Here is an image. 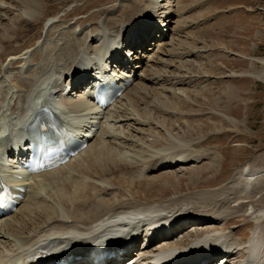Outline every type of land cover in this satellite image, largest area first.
I'll return each mask as SVG.
<instances>
[{
	"label": "rangeland",
	"instance_id": "1",
	"mask_svg": "<svg viewBox=\"0 0 264 264\" xmlns=\"http://www.w3.org/2000/svg\"><path fill=\"white\" fill-rule=\"evenodd\" d=\"M128 2L130 0H47L45 6L49 15L40 29L41 37L30 47L23 49L25 52L19 53V57L23 59L18 66L11 67L9 58L0 64L4 71L0 77V94L4 90L9 92L6 100L0 99V106H3L0 109V123L10 122L16 116H11L7 108L14 102L11 96L18 93L11 82L12 75L22 72L29 80L34 75L26 72V69L33 72L41 65L39 60L32 61L31 54L35 50L39 51L41 59L43 48L57 43L60 34L66 31L83 33L108 14L123 16L126 8L124 10L122 6ZM5 3L8 4L5 6L0 3V32L8 26L5 33L10 37L11 43L5 48L9 49L11 45L16 46L13 31L18 29V19H22L24 13L20 7L11 5L10 1ZM143 10L145 17L155 22L154 29L159 32L161 28L159 35H163L154 38V34L141 49V44L136 45L138 53L130 58L135 57L132 67L140 76L126 93L128 96L117 104L114 114L117 116L128 110L130 116L126 120L117 121L110 136L104 135L106 138L103 139H115L112 143L122 154L138 156L143 161L152 160V156L176 155L183 151L185 156L193 158L190 164L149 173L150 179L134 183L130 189L127 188L114 198L119 200L120 196L125 200L132 199L129 193L131 190L138 203L166 204L170 199L188 194H195L196 199H202L210 189L233 182L236 172L242 167L262 171L264 0H151V3L147 0L143 4ZM156 10L160 12L154 15ZM66 15H70L67 22L63 21ZM91 16H94V21H88L82 27L75 24L77 19L84 20ZM143 21L139 20L138 24H143ZM146 28L144 26L137 29L134 36L138 37ZM52 29L55 35L48 37L47 33ZM34 33L29 34L30 38L34 37ZM26 37L28 35L24 32L20 38ZM116 43L120 44V41L117 40ZM100 45L98 43L93 47L98 50ZM120 46L124 57L129 48ZM136 65L138 66L135 67ZM58 66L61 68V65ZM70 80L67 78L66 83L71 85ZM72 94L75 100L83 97L82 89L74 90ZM144 94L146 97L139 105V111L143 114L140 118L131 106V101L134 96ZM113 119L109 115L108 120L115 123ZM102 132L104 131L99 136ZM111 134H114V139ZM1 135L2 131L0 137ZM98 140L96 139V144ZM159 178L163 181L157 182ZM198 185H201L200 189L197 188ZM29 187L33 193L40 192L36 181H31ZM143 187H147L148 191ZM164 188H170V192L163 193ZM256 195L261 203L259 206H263L264 195L255 193L254 196ZM207 197L209 196L203 197L205 204L210 200ZM230 207L236 209V204H231ZM18 218L17 215L15 220ZM258 222L252 216L244 220L236 218L233 223L238 224V228L232 227L229 232H239L236 239L241 242L244 236L249 240L253 233L250 224L256 226ZM189 230L188 234L179 235V238L170 242L189 243L193 239V236L192 239L188 237L190 233L195 234L204 229L192 226ZM262 230L264 231V225ZM3 251L0 248V252Z\"/></svg>",
	"mask_w": 264,
	"mask_h": 264
},
{
	"label": "bare ground",
	"instance_id": "2",
	"mask_svg": "<svg viewBox=\"0 0 264 264\" xmlns=\"http://www.w3.org/2000/svg\"><path fill=\"white\" fill-rule=\"evenodd\" d=\"M5 1H10L11 5L20 7L24 13L22 19L17 18L19 26L16 31H13V42L16 46L11 45V48H5L11 43L10 37L5 33L8 26L2 29L3 32H0V64L9 58L11 59L9 65L11 64V67H14L21 64L23 59L19 57V53L24 51L23 49L30 47L36 39L41 37L40 29L49 14L45 6L47 0H0V3L6 6L8 3H5ZM146 1L130 0L127 4L121 5L122 9L126 8V14L119 17L108 14L106 18L101 20L100 17L98 19L100 21L96 25H92L91 29L83 33L78 34L75 31H66L60 34L57 43L46 45L43 48L41 59L39 51L35 50L31 54L32 61L37 62L39 60L41 65L33 72L30 69H26V72L34 76H31L28 80L22 72L12 75L11 82L14 88L18 90V93H15V99V94L11 96L14 102L13 104L10 103L7 108L11 116L17 115V117L10 121L20 120L24 122L26 128L32 127L39 115V110L37 109L34 118L26 120L27 106L33 101V97L35 95L39 97L45 92L52 94L53 91L58 89L61 92L67 91L70 86L62 85L61 83L63 76L67 75L69 77L71 75L75 76L72 82V90L80 88L82 80L89 78V75L82 76L80 69L92 66L95 61H92L90 56L98 51H102L103 55H105L112 50L116 56L115 60L120 62L125 70L129 69L130 63L122 62L119 57L121 50L118 48L113 50L112 45L119 40L122 46L134 48H129L128 50L129 55L135 56L138 53L137 50L135 51L136 45L141 44V49L151 39L153 30L149 29V27L155 22L145 17L143 4ZM149 2L151 3V0ZM156 3L158 4V1ZM158 12L160 10L154 11L153 14L156 15ZM69 17L70 15H66L63 21L67 22ZM93 17L91 16L84 20L77 19L75 24L82 27L86 22L94 21ZM139 20H144L143 24H138ZM144 26L147 29H144L138 35V40H128L127 37L137 38L134 36L135 31ZM28 27H31V29H27ZM53 29L47 33L48 37L55 35ZM24 32L28 37L21 39L20 37H22ZM32 33L35 35L30 38L29 34ZM98 33L100 37H98ZM98 43H101V45L97 50L93 45H98ZM136 59L138 58L136 57ZM58 64L61 65V68ZM112 72L114 73L115 71ZM2 74H4V71L0 67V77ZM134 76L137 80L140 75L138 76L136 72ZM142 87L144 88L143 85ZM124 94V98L128 96V94ZM8 95L9 92L4 90L0 94V99L4 101ZM123 97L117 104L123 100ZM145 97V94L140 97L134 96L131 101V106H133L134 111L140 118L143 117V114L139 111V105ZM86 102L80 98L75 100L70 94L67 98H61V104H59L69 110L68 114H66L68 118L76 113H85L81 115L85 117V120H90V115L96 112L101 114V110L93 105L88 108ZM117 104L104 112L103 121L100 123V127H103L104 132H102L101 136H99V132L93 137L83 152L65 166L54 171L32 176L30 180L36 181L40 192L33 193L27 189L25 200L17 209V212L0 220V248L4 249L3 252H0V264H20V262H26L34 258L40 252L62 254L63 252L73 253L75 250H85L84 252L88 253L93 246L97 245L100 239H106L117 232L130 229L129 223L135 224L144 221H149L147 224L144 223L146 228L153 226L152 223H157V228L160 223L170 226L154 234L149 240V245L144 250L143 255L158 256L165 254L174 255L175 257L178 255L185 258L184 253L188 252L187 255L193 253L191 264H194L198 260L197 257H205V252L211 251L216 256L221 250L224 254L221 258H228L225 264H242L245 261L247 262L246 264H254L248 261V258L251 249L259 247L258 254H262L264 257V231L262 230L264 225V205L259 206L261 203L258 202L257 195L254 196L255 193L264 195V169L257 171L252 169V167H242L241 170L236 172L233 182L217 187L214 190L210 189L207 192L209 197L206 199L210 200L206 204L203 201V197L207 195L203 196V194V197L201 196L202 199H196L197 195L195 194H188L183 197L170 199L166 204L155 202L138 203L135 201L137 197L132 195L131 190H129V193L132 199L125 200L120 196H118L119 200L114 198L115 195L123 193L127 188L130 189L134 183L150 179L149 173L172 169L173 163H178V165L180 163L190 164L193 158L185 156L183 154L184 151L176 153V155L152 156V160L147 161L140 160L141 158L139 159L138 156V158L128 156L127 152V154H122L120 149L115 148L112 143V141H116L114 134H111L114 140L110 138V140L104 141L105 136L109 135L115 128L117 121H122L130 116L128 110L114 116ZM2 108L3 106H0V109ZM134 111H132L133 114ZM109 115L114 118L115 123L108 120ZM85 120H80L85 124L84 130L87 128L86 124L92 125V122ZM96 139H99L97 144L95 143ZM159 181L162 182L163 180L159 178L157 182ZM210 183L206 182V184ZM197 188L200 189L201 185H198ZM143 189L146 192L148 191L147 187H143ZM169 189L164 188L162 192L168 194L170 192ZM220 198L221 200H219ZM259 199L261 200V197ZM112 201H115V203ZM230 203L236 204V209L231 208ZM17 215L19 218L15 220ZM251 216L259 220L258 225L250 224L251 230H253L252 236L249 240L245 239L246 236H244L242 238L243 242H241L236 239L239 232L230 233L229 230L238 226V224L233 223L236 218L244 220ZM233 224L235 225L232 226ZM192 226L200 227L204 230L201 232L198 230L195 234L190 233L189 236L187 235L189 238L193 236L189 243L180 241L172 244L170 242L177 237L179 238V235L188 234V230ZM162 231H165L166 234L158 235ZM162 236L165 238L160 240ZM254 239L256 244L252 242ZM217 245H220L221 249H217L220 248ZM84 252L70 254L74 258L70 264H83L84 262L78 261L77 257H83ZM202 260L203 263L206 262L204 259ZM106 262L112 261L106 260ZM130 262L128 261L127 263ZM209 264L212 263L210 262ZM260 264H264V260Z\"/></svg>",
	"mask_w": 264,
	"mask_h": 264
}]
</instances>
